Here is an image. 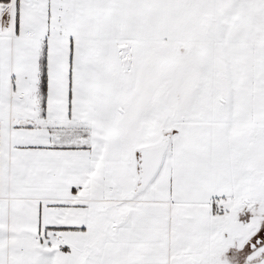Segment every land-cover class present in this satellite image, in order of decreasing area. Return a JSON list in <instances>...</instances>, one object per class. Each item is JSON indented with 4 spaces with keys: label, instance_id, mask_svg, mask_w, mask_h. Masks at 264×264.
Returning <instances> with one entry per match:
<instances>
[{
    "label": "snow or ice",
    "instance_id": "snow-or-ice-1",
    "mask_svg": "<svg viewBox=\"0 0 264 264\" xmlns=\"http://www.w3.org/2000/svg\"><path fill=\"white\" fill-rule=\"evenodd\" d=\"M0 264H264V0H0Z\"/></svg>",
    "mask_w": 264,
    "mask_h": 264
}]
</instances>
